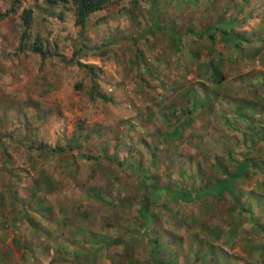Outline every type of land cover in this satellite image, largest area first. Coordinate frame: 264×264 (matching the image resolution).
Instances as JSON below:
<instances>
[{"label": "rangeland", "instance_id": "rangeland-1", "mask_svg": "<svg viewBox=\"0 0 264 264\" xmlns=\"http://www.w3.org/2000/svg\"><path fill=\"white\" fill-rule=\"evenodd\" d=\"M13 1L0 0V264H153L154 244L155 264H264V0H120L83 30L72 0L10 14ZM210 60L220 85L202 77ZM242 161L246 211L227 192L175 198Z\"/></svg>", "mask_w": 264, "mask_h": 264}, {"label": "trees", "instance_id": "trees-1", "mask_svg": "<svg viewBox=\"0 0 264 264\" xmlns=\"http://www.w3.org/2000/svg\"><path fill=\"white\" fill-rule=\"evenodd\" d=\"M114 1H120V0H72L74 6H75V17H76V23L78 25L81 26V29L83 30L85 28V22L87 20V18L92 15L93 13L99 11V10H102L104 8V6L109 3V2H114ZM18 2L19 0H14L13 3H12V6L11 8L8 10V12L10 14L14 13L15 12V9H18ZM23 18V27H24V32H23V36L22 38H24L26 36V33H27V30L31 27V21H32V10L31 9H28V10H23L22 12V16ZM230 24V23H229ZM229 24H225V22L223 21H219L218 23H216L212 30L211 31H216L219 33L220 35V39L223 43L225 44H228L230 42H233L235 39H236V34H234L232 32V29H228V25ZM220 26V28H219ZM222 26V28H221ZM26 31V32H25ZM205 33H210V30L208 31H205ZM242 36V35H241ZM243 37V36H242ZM243 42H246L245 38L243 37ZM237 41V40H236ZM235 41V42H236ZM211 43V40L209 39V41ZM243 42H239V43H235L236 45L235 46H238L241 45V43ZM23 45H24V42H23ZM31 46H28L27 48H29L31 51H33L34 53H37L38 55H40L43 59L46 57V53L43 51V48L40 44H37V43H34L33 45L30 44ZM213 45V43H211V46ZM213 49L211 48V53L213 52L212 51ZM86 69H88L89 71V74L92 75V73L94 72V69L93 67L91 66H84ZM203 72L204 74L202 75V77L204 78H208L210 79L213 83L217 84V85H220L223 81H224V77L221 75V72H220V66H216L214 65L213 61H208V63H205V65L203 66ZM94 78V77H93ZM216 91V90H215ZM218 94L214 93L213 92V97H216ZM104 100H108L105 96H101ZM212 98V97H211ZM211 98L209 100V102H211ZM176 135V134H173V136ZM261 139L263 140L262 142L264 143V132L261 134ZM247 163L245 161H242L240 164H239V168L234 172L232 173V175H230L229 177H227L226 179H224L223 181H221L219 183V186L217 187L216 184H213V186H208L206 187L205 189L206 192H204L205 190L203 189L200 193H197V194H193V196H191L192 198L190 197H187L185 196V198H180V195L176 196L175 198H179V199H183V200H193V198H199L200 197V194H209V193H215L217 191L219 195H221L222 193L224 192H227L229 194H234L233 193V188H232V185L234 183V181L237 179H241L242 178V175L245 174L246 172V169H247ZM143 184V182H141ZM229 183V184H228ZM218 188V189H217ZM152 189L148 187L147 189V193L151 192ZM233 199L235 201V204H237L240 208V210L243 212V211H246L245 207L242 206L240 203H239V198H238V195L234 194L233 195ZM262 208V207H261ZM139 215L146 221H149V216H148V213L144 207V205H140L139 206ZM250 215V213H249ZM257 229L260 231V233L262 234L263 238L264 239V227L262 228H258ZM251 248H255L254 246H250ZM158 248L159 246H157L156 244H154V247H153V252H152V257H153V264H155V260H156V255H157V252H158ZM172 264V263H171ZM173 264H176L175 262H173Z\"/></svg>", "mask_w": 264, "mask_h": 264}, {"label": "crops", "instance_id": "crops-1", "mask_svg": "<svg viewBox=\"0 0 264 264\" xmlns=\"http://www.w3.org/2000/svg\"><path fill=\"white\" fill-rule=\"evenodd\" d=\"M251 49V48H250ZM260 51V49H258L256 52H259Z\"/></svg>", "mask_w": 264, "mask_h": 264}]
</instances>
